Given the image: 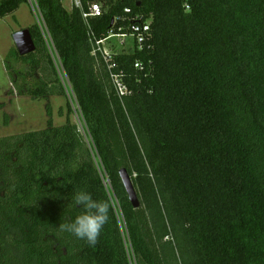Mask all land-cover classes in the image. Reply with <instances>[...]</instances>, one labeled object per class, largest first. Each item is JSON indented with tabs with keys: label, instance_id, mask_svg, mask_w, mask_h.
I'll list each match as a JSON object with an SVG mask.
<instances>
[{
	"label": "trees",
	"instance_id": "1",
	"mask_svg": "<svg viewBox=\"0 0 264 264\" xmlns=\"http://www.w3.org/2000/svg\"><path fill=\"white\" fill-rule=\"evenodd\" d=\"M27 1L2 0L0 21ZM36 2V50L12 49L5 70L34 101L69 84L86 136L69 116L55 126L48 103L45 129L0 138V264H264V0L118 1L97 37L125 8L152 18L151 49L116 58L123 98L81 12ZM82 189L116 201L95 247L58 230Z\"/></svg>",
	"mask_w": 264,
	"mask_h": 264
},
{
	"label": "rangeland",
	"instance_id": "2",
	"mask_svg": "<svg viewBox=\"0 0 264 264\" xmlns=\"http://www.w3.org/2000/svg\"><path fill=\"white\" fill-rule=\"evenodd\" d=\"M62 3L66 10L72 11L73 0H62ZM34 25L42 29L45 27L35 0H28L15 14L0 21V103L5 104V108L0 111V138L45 129L48 121L46 112L48 103L51 104L53 110L55 126L64 125L69 116L72 123L76 124L86 136L85 124L72 98L69 84H65L68 88L65 98L55 97L49 101L44 99L34 101L27 96L19 97L5 70V58L12 49H16L14 34ZM24 82L18 84L23 86ZM26 82L28 87L36 85V80H26ZM17 86L19 88V85ZM68 103L71 104V111L68 110ZM5 115L8 116V125L4 122Z\"/></svg>",
	"mask_w": 264,
	"mask_h": 264
},
{
	"label": "built area",
	"instance_id": "3",
	"mask_svg": "<svg viewBox=\"0 0 264 264\" xmlns=\"http://www.w3.org/2000/svg\"><path fill=\"white\" fill-rule=\"evenodd\" d=\"M118 1L120 0H114L111 5L108 0H73L72 7L82 14L92 47L91 54L97 65L107 69L113 88L117 95L123 98L128 95L129 89L124 80L125 73L120 70L116 58L131 51L140 53L151 49L152 18L134 15L130 8H125L122 14L113 17L111 29L107 34L101 38L97 37L93 29V21L107 15ZM134 67L142 69L143 63L137 61Z\"/></svg>",
	"mask_w": 264,
	"mask_h": 264
},
{
	"label": "clouds",
	"instance_id": "4",
	"mask_svg": "<svg viewBox=\"0 0 264 264\" xmlns=\"http://www.w3.org/2000/svg\"><path fill=\"white\" fill-rule=\"evenodd\" d=\"M115 204L114 199L95 200L87 190L75 191L69 205L80 211L72 219L64 218L58 230L83 240L88 246L95 247L104 226L109 221V211Z\"/></svg>",
	"mask_w": 264,
	"mask_h": 264
},
{
	"label": "water",
	"instance_id": "5",
	"mask_svg": "<svg viewBox=\"0 0 264 264\" xmlns=\"http://www.w3.org/2000/svg\"><path fill=\"white\" fill-rule=\"evenodd\" d=\"M13 39L16 50L18 51L20 56H27L35 52L36 46L28 29L15 33ZM120 175L132 206L135 209L140 208L141 202L138 198L137 192L128 171L123 169L120 172Z\"/></svg>",
	"mask_w": 264,
	"mask_h": 264
},
{
	"label": "bare ground",
	"instance_id": "6",
	"mask_svg": "<svg viewBox=\"0 0 264 264\" xmlns=\"http://www.w3.org/2000/svg\"><path fill=\"white\" fill-rule=\"evenodd\" d=\"M44 30V29H43Z\"/></svg>",
	"mask_w": 264,
	"mask_h": 264
}]
</instances>
